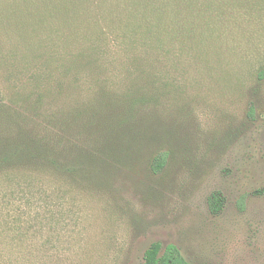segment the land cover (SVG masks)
<instances>
[{"label":"rangeland","instance_id":"rangeland-1","mask_svg":"<svg viewBox=\"0 0 264 264\" xmlns=\"http://www.w3.org/2000/svg\"><path fill=\"white\" fill-rule=\"evenodd\" d=\"M0 93V264H264V0H0Z\"/></svg>","mask_w":264,"mask_h":264},{"label":"trees","instance_id":"trees-1","mask_svg":"<svg viewBox=\"0 0 264 264\" xmlns=\"http://www.w3.org/2000/svg\"><path fill=\"white\" fill-rule=\"evenodd\" d=\"M1 95V93H0ZM43 148V160L48 164L56 167V160L54 159V152L50 149L49 144L44 142ZM165 166V158L163 155H158L152 162V170L155 173H160ZM219 202L218 195H214L212 198L213 207L217 206ZM161 245L153 244L145 255V264H186L179 250L173 246H168L161 254Z\"/></svg>","mask_w":264,"mask_h":264}]
</instances>
